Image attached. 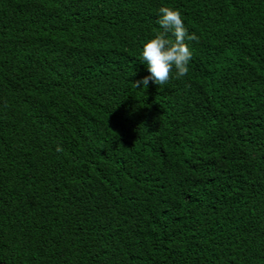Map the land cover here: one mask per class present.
Returning <instances> with one entry per match:
<instances>
[{
  "label": "trees",
  "instance_id": "1",
  "mask_svg": "<svg viewBox=\"0 0 264 264\" xmlns=\"http://www.w3.org/2000/svg\"><path fill=\"white\" fill-rule=\"evenodd\" d=\"M0 264H264V0H0Z\"/></svg>",
  "mask_w": 264,
  "mask_h": 264
},
{
  "label": "clouds",
  "instance_id": "2",
  "mask_svg": "<svg viewBox=\"0 0 264 264\" xmlns=\"http://www.w3.org/2000/svg\"><path fill=\"white\" fill-rule=\"evenodd\" d=\"M158 12L160 15L157 23L163 31L142 46L140 55L150 75L136 81V88L141 85L147 88L150 81L164 85L168 83L173 70L177 79L185 76L192 58V51L186 41H198L195 33L189 34L178 10L160 7ZM169 33L172 38H169ZM56 150L59 152L63 149L58 146Z\"/></svg>",
  "mask_w": 264,
  "mask_h": 264
}]
</instances>
